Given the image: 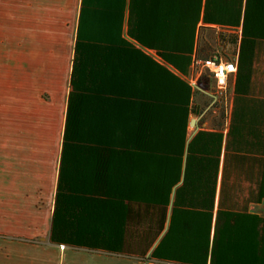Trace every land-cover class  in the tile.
Wrapping results in <instances>:
<instances>
[{
    "label": "crops",
    "instance_id": "0c3cea01",
    "mask_svg": "<svg viewBox=\"0 0 264 264\" xmlns=\"http://www.w3.org/2000/svg\"><path fill=\"white\" fill-rule=\"evenodd\" d=\"M0 264H264V0H0Z\"/></svg>",
    "mask_w": 264,
    "mask_h": 264
},
{
    "label": "built area",
    "instance_id": "2783aa9c",
    "mask_svg": "<svg viewBox=\"0 0 264 264\" xmlns=\"http://www.w3.org/2000/svg\"><path fill=\"white\" fill-rule=\"evenodd\" d=\"M236 70L235 62L230 57L221 55L218 52L195 60L193 64V78L197 75L203 76V73L206 72L213 81L211 87L207 88L206 91L208 102L204 107L205 110H215L216 107H221L224 114L227 115L230 100V79Z\"/></svg>",
    "mask_w": 264,
    "mask_h": 264
},
{
    "label": "trees",
    "instance_id": "16d2710c",
    "mask_svg": "<svg viewBox=\"0 0 264 264\" xmlns=\"http://www.w3.org/2000/svg\"><path fill=\"white\" fill-rule=\"evenodd\" d=\"M201 48H202V46H199V48H198V50H199V52H200V50H201ZM203 48H206V45H204L203 46ZM197 53V57H196V59H201V58H205V57H202V55H200V53ZM213 54H216V52L215 51H213L210 55H213ZM209 55V56H210ZM207 57H208V55H207ZM203 81L205 80L206 82H208V83H210V86H208V85H206L207 86V88H210L211 87V85L213 84V81H212V79L209 77V75H208V73H203ZM207 104V103H206ZM215 110H219V111H221L222 113H223V115L225 116V114H224V112H223V109L221 108V107H216V109Z\"/></svg>",
    "mask_w": 264,
    "mask_h": 264
}]
</instances>
